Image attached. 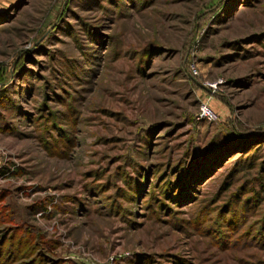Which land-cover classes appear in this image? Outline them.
<instances>
[{"label": "rangeland", "instance_id": "obj_1", "mask_svg": "<svg viewBox=\"0 0 264 264\" xmlns=\"http://www.w3.org/2000/svg\"><path fill=\"white\" fill-rule=\"evenodd\" d=\"M256 131L264 0H0V264H264Z\"/></svg>", "mask_w": 264, "mask_h": 264}, {"label": "trees", "instance_id": "obj_2", "mask_svg": "<svg viewBox=\"0 0 264 264\" xmlns=\"http://www.w3.org/2000/svg\"><path fill=\"white\" fill-rule=\"evenodd\" d=\"M237 136L238 139L240 138V140L236 139L235 137ZM234 136H222L221 139H219L217 142L218 143H213L212 147L209 149V152L206 154H203L205 156H201L198 159H202L203 160L199 161L198 159L196 161H194L192 163V165L185 167L184 173L181 176H176L177 178L174 180V182H179V184H189L190 187H193V182L196 180H198V178L200 177H204L203 180L205 178H209V176L212 174V169H216L218 168V162L221 161V158L223 156L228 157L229 154L228 152H230L231 150H233V152H239L242 151L243 146L245 144L246 141H254L252 145L257 146L259 142H257L256 140L261 139L262 136H264L261 132H250L247 133L245 135H243V133H239V132H235ZM234 137V138H233ZM250 146L247 149H252V147L255 146ZM258 147V146H257ZM236 149V150H235ZM257 148H254V150ZM238 150V151H237ZM253 150V151H254ZM199 161V162H198ZM217 165V166H216ZM215 167V168H214ZM204 175V176H203ZM206 175V176H205ZM170 188L167 189H171L172 187L169 186ZM165 189V186H164ZM170 190V191H171ZM180 191H182V188H179ZM184 190V187H183ZM184 194H187V192H185Z\"/></svg>", "mask_w": 264, "mask_h": 264}, {"label": "built area", "instance_id": "obj_3", "mask_svg": "<svg viewBox=\"0 0 264 264\" xmlns=\"http://www.w3.org/2000/svg\"><path fill=\"white\" fill-rule=\"evenodd\" d=\"M190 68L193 74H197L194 66H191ZM196 118L198 120H205L209 122H215L218 120L217 113L210 105L209 97L201 98L198 100V111L196 113Z\"/></svg>", "mask_w": 264, "mask_h": 264}]
</instances>
